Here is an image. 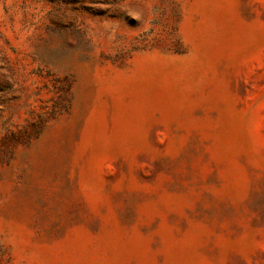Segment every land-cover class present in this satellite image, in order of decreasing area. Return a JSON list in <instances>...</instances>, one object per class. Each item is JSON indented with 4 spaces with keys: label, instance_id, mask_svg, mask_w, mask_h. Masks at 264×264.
<instances>
[{
    "label": "rangeland",
    "instance_id": "1",
    "mask_svg": "<svg viewBox=\"0 0 264 264\" xmlns=\"http://www.w3.org/2000/svg\"><path fill=\"white\" fill-rule=\"evenodd\" d=\"M0 264H264V0H0Z\"/></svg>",
    "mask_w": 264,
    "mask_h": 264
}]
</instances>
